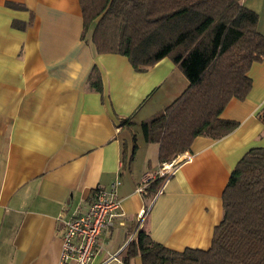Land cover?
<instances>
[{
	"label": "crops",
	"instance_id": "crops-1",
	"mask_svg": "<svg viewBox=\"0 0 264 264\" xmlns=\"http://www.w3.org/2000/svg\"><path fill=\"white\" fill-rule=\"evenodd\" d=\"M241 4L264 35V0ZM81 34L79 0H0V264H57L63 222L116 180L120 216L101 234L93 264L119 251L121 260L139 230L170 250L208 249L231 172L264 148V60L250 67L247 97L220 115L236 128L219 140L196 137L192 160L155 187L158 145L144 141L139 124L188 81L168 58L136 72L124 56L96 54ZM94 68L101 93L88 84ZM123 119L133 124L120 126Z\"/></svg>",
	"mask_w": 264,
	"mask_h": 264
},
{
	"label": "trees",
	"instance_id": "trees-1",
	"mask_svg": "<svg viewBox=\"0 0 264 264\" xmlns=\"http://www.w3.org/2000/svg\"><path fill=\"white\" fill-rule=\"evenodd\" d=\"M79 5L81 38H88L96 54L124 56L136 72L168 58L188 81L169 106L139 124L144 141L158 145L161 165L187 152L196 137L219 140L236 128L220 115L230 100L247 97L250 67L264 60L258 17L241 0H79ZM88 84L102 92L96 68ZM135 150L133 143L132 155ZM221 202L222 218L208 249L170 250L139 230L121 262L139 257L141 264H264V148L240 159Z\"/></svg>",
	"mask_w": 264,
	"mask_h": 264
},
{
	"label": "built area",
	"instance_id": "built-area-1",
	"mask_svg": "<svg viewBox=\"0 0 264 264\" xmlns=\"http://www.w3.org/2000/svg\"><path fill=\"white\" fill-rule=\"evenodd\" d=\"M191 160L192 155L187 152L178 155L172 162L162 164L152 178L156 177L162 180L161 184L165 183L172 177L180 164ZM119 185L120 181L116 180L108 189L97 188L86 211L63 222L62 245L57 264H93L101 234L113 227L116 219L120 216L121 201L117 196ZM136 191L143 194L144 188L140 187ZM158 193H161V189ZM146 214V208H141L138 211L137 218L140 225ZM120 262L119 251L110 255L101 264Z\"/></svg>",
	"mask_w": 264,
	"mask_h": 264
},
{
	"label": "rangeland",
	"instance_id": "rangeland-1",
	"mask_svg": "<svg viewBox=\"0 0 264 264\" xmlns=\"http://www.w3.org/2000/svg\"><path fill=\"white\" fill-rule=\"evenodd\" d=\"M172 162V161H171ZM170 163V162H169ZM162 165H160V167H161Z\"/></svg>",
	"mask_w": 264,
	"mask_h": 264
}]
</instances>
